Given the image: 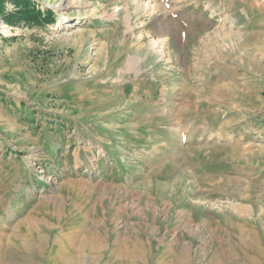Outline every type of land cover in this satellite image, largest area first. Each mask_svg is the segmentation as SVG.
Instances as JSON below:
<instances>
[{
	"label": "rangeland",
	"instance_id": "obj_1",
	"mask_svg": "<svg viewBox=\"0 0 264 264\" xmlns=\"http://www.w3.org/2000/svg\"><path fill=\"white\" fill-rule=\"evenodd\" d=\"M62 1L0 0L4 264H264V0Z\"/></svg>",
	"mask_w": 264,
	"mask_h": 264
},
{
	"label": "bare ground",
	"instance_id": "obj_2",
	"mask_svg": "<svg viewBox=\"0 0 264 264\" xmlns=\"http://www.w3.org/2000/svg\"><path fill=\"white\" fill-rule=\"evenodd\" d=\"M81 2V1H80ZM76 2L72 1L71 4L74 5ZM69 5L65 4V0L62 1V3L58 6V7H55L57 8L58 10H65V8H67ZM6 27V26H5ZM82 30L80 27L77 28V30H75L74 33H81ZM25 245H27L26 243L23 244V246L25 247ZM2 245H1V242H0V264H4V261H3V255H2ZM65 256V255H64ZM60 258V257H59ZM75 259V258H74ZM59 264H75L74 261H71L70 259H67V258H60L58 260ZM78 264V263H77Z\"/></svg>",
	"mask_w": 264,
	"mask_h": 264
},
{
	"label": "trees",
	"instance_id": "obj_3",
	"mask_svg": "<svg viewBox=\"0 0 264 264\" xmlns=\"http://www.w3.org/2000/svg\"><path fill=\"white\" fill-rule=\"evenodd\" d=\"M26 16L29 17L31 19V21L40 22L39 21L40 14L36 15L35 13H26ZM43 22H45V21H43Z\"/></svg>",
	"mask_w": 264,
	"mask_h": 264
}]
</instances>
